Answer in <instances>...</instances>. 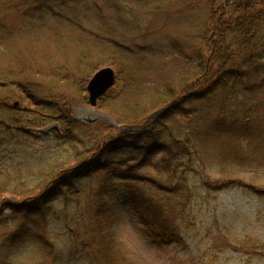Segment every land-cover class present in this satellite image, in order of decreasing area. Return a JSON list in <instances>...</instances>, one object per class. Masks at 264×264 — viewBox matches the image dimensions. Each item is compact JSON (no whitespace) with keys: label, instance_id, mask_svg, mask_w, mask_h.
Wrapping results in <instances>:
<instances>
[{"label":"trees","instance_id":"1","mask_svg":"<svg viewBox=\"0 0 264 264\" xmlns=\"http://www.w3.org/2000/svg\"><path fill=\"white\" fill-rule=\"evenodd\" d=\"M55 1L0 0V18L1 13L5 15L12 11L23 18L28 13L40 14L44 22L43 17L51 15ZM51 16L59 27L84 31L80 21L75 23L74 18L69 19L61 13ZM44 26L40 28L48 29L45 23ZM206 28V56L198 60V72L180 81V94L171 91L169 85L148 81L142 85L141 82L131 85L129 96L143 90L151 97L150 107L154 110L150 112L153 114L140 106L130 107L121 114L115 107L123 101V93L126 92L118 79L116 86L100 99L97 107L116 125L107 120L100 124L76 120L72 102H68L65 95H56L51 88H46L47 84L66 87L82 105L89 107V99L84 96L87 78H77L62 70L49 72L38 69L27 61H17L15 65L10 63L7 68H3L0 62L1 151L24 136L32 137L29 135L32 130L53 123L59 124L58 137L75 147L71 162L50 165L41 174H35L38 169L35 168L25 170V174L21 171L19 178L12 177L11 172L6 176L0 175V264H10L3 255L4 250H16L27 242L44 246L53 254L47 213L57 201H63L67 207L63 217L71 249L97 260L99 264H127L118 253L111 232L117 205L122 201L127 202L140 230L152 243L169 246L182 242L189 235L196 226L191 176L200 166L203 149L209 140L213 142L237 132L243 135L250 132V135L252 130L247 119L242 122L235 120L233 125H229L224 117L218 115L212 123L211 112L203 117L199 115L200 109L204 105L205 109L211 108L208 103L217 97L218 91H237L243 87L246 73L236 69L240 56L244 55L242 68L253 64L256 74H264L261 62L264 56V9L255 0H226L221 8L213 10ZM4 29L2 27L1 38L4 41L35 31L34 27L20 25L11 27V30ZM105 33L103 29L95 33V41L101 42V35ZM91 45L86 44L77 70L83 69L84 60H91L95 48L90 50ZM114 46L121 48L119 43ZM93 74V70L88 73L89 77ZM259 87L264 88V79ZM16 101L28 105L15 107ZM212 133L215 134L214 139L210 138ZM205 150L208 155V147ZM252 156L250 153L249 157ZM155 158L160 168L157 175L137 173ZM14 172L19 173L20 168ZM34 176L40 181L31 189L27 180ZM92 177L102 178L101 186L84 189L82 182ZM246 187L262 192L252 184ZM224 188L225 184L210 187L215 192ZM72 201L78 204L73 213L68 209ZM84 202L86 206H83ZM20 212L29 222L8 233L10 221ZM42 215L44 217L40 218ZM240 244L235 247L242 249ZM243 244L251 246L254 251L262 247L250 238Z\"/></svg>","mask_w":264,"mask_h":264},{"label":"rangeland","instance_id":"2","mask_svg":"<svg viewBox=\"0 0 264 264\" xmlns=\"http://www.w3.org/2000/svg\"><path fill=\"white\" fill-rule=\"evenodd\" d=\"M225 1L56 0L51 15L61 13L69 19L74 18L75 23L80 21L84 31L59 27L49 14L43 17V22L40 14L28 13L23 18L12 11L5 15L1 13L0 62L3 68H7L10 63L15 65L17 61H27L38 69L49 72L62 70L77 78H87V84L91 79L88 75L90 71L95 74L102 68L112 67L126 92L123 93V101L115 108L120 109L121 114L130 107L138 106L150 112L154 110L150 107L151 97L143 90L129 96L131 85L137 82L142 85L148 81L169 85L171 91L180 94V81L199 71L198 60L206 56L204 35L207 24L213 10L221 8ZM255 1L264 9V0ZM44 23L48 28L46 30L40 28L45 27ZM17 25L34 27L35 31H26L5 41L1 39L2 27L11 30ZM101 29L106 33L101 35L103 40L97 43L93 35ZM115 43H119L121 48L114 46ZM86 44H92L90 50L95 48L91 60H84L86 66L79 71L76 67L81 63L80 56L86 51ZM243 60L244 55L236 64V69L246 73L243 87L237 91H218L217 97L208 103L212 109H205L204 105L199 115L204 117L209 111L212 123L220 115L229 125H233L235 120L242 122L247 119L252 127L251 134L237 132L215 140L212 133L210 138L214 139L213 142L209 140L207 146L203 144L205 149L208 147V155L203 149L200 166L191 176L195 192L192 211L196 226L182 242L169 246L152 243L140 230L127 202L118 203L111 232L116 249L127 264H264V88L259 87L264 74H256L253 64L242 68ZM261 62L264 64V56ZM46 88H51L56 95H65L67 101L72 102L75 119L98 124L107 120L108 116L98 109L82 105L80 99L66 87L47 84ZM84 96L88 97L87 91ZM27 105L20 104L19 107ZM41 130L34 129L29 134L32 137L24 136L4 147V150L0 149V175L6 176L11 172L12 177L19 178L21 171L25 174V170L35 168L38 169L34 173L41 174L50 165L72 161L75 147L64 143L58 137V130L46 134ZM250 153H253L252 158ZM19 168L20 172L15 174L14 170ZM159 169L155 158L137 173L157 175ZM39 181L34 176L27 180V184L33 189ZM101 181L102 178L92 177L81 185L84 189H96L101 186ZM216 184H225L226 188L218 192L211 190V185ZM249 184L262 192L250 190L246 187ZM77 205L76 201H72L68 205L70 212L73 213ZM86 205L84 202L83 206ZM66 208L63 201H57L47 213L54 245L52 255L46 247L27 242L16 250H4L6 260L10 264H99L97 260L71 249L63 217ZM14 217L9 223L8 233L29 222L21 212ZM248 238L262 247L257 251L247 247L243 243ZM239 242L242 249L235 247Z\"/></svg>","mask_w":264,"mask_h":264},{"label":"water","instance_id":"3","mask_svg":"<svg viewBox=\"0 0 264 264\" xmlns=\"http://www.w3.org/2000/svg\"><path fill=\"white\" fill-rule=\"evenodd\" d=\"M118 76L115 70L111 67H106L99 70L95 75L89 80L87 85V92L89 95V102L91 106H96L98 100L106 95L117 83ZM20 102L15 103V107H19ZM59 130V125L50 126L42 129L41 131L47 133L51 130Z\"/></svg>","mask_w":264,"mask_h":264}]
</instances>
